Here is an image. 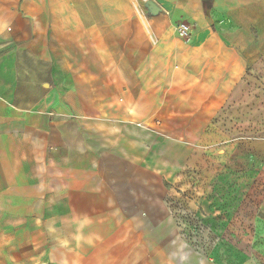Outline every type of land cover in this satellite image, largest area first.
<instances>
[{
  "label": "rangeland",
  "instance_id": "rangeland-1",
  "mask_svg": "<svg viewBox=\"0 0 264 264\" xmlns=\"http://www.w3.org/2000/svg\"><path fill=\"white\" fill-rule=\"evenodd\" d=\"M197 2L0 0V264H264V0Z\"/></svg>",
  "mask_w": 264,
  "mask_h": 264
},
{
  "label": "crops",
  "instance_id": "crops-1",
  "mask_svg": "<svg viewBox=\"0 0 264 264\" xmlns=\"http://www.w3.org/2000/svg\"><path fill=\"white\" fill-rule=\"evenodd\" d=\"M8 1V0H5ZM19 0H17L18 2ZM34 2H51L52 0H33ZM66 1H79V0H66ZM80 1H85V0H80ZM195 2H197V0H194ZM200 1V0H199ZM216 1V0H213ZM1 3H3L1 1ZM198 4V2H197ZM203 8V6H202ZM201 8V9H202ZM29 18H31L28 15H25V13L23 12H12V13H2V15L0 16V27H10V25H12L13 27H17L20 28V30H24V26L23 25H27L28 24V28L30 25L29 22ZM20 20H23L25 22H20ZM22 25V28H21ZM3 31V30H2ZM18 36V35H16ZM11 42H9L8 44L6 43V46L12 48L11 50H9V53L6 54H0V62H4L5 60H10L11 61V65H16V63L18 62V60H21L23 56H25L26 58H28L29 60H31V62L34 64H36V66L39 65L40 63V68L43 70V66H44V49H43V40H38L37 38L35 39V42L32 43H26L25 45L20 46L18 49L15 48L13 49V47H11ZM3 44V43H2ZM4 45V44H3ZM12 59V60H11ZM32 68V67H31ZM31 73V76H33L35 79H33L34 81L41 82L39 76V73H35L34 69L32 68V70L29 71ZM38 77V78H37ZM41 101V100H40ZM44 102V100H43ZM47 103V102H46ZM31 107V105H30ZM136 180L138 181L139 178L137 177ZM133 190V189H132ZM134 191V190H133ZM136 193L134 191L133 196H135ZM152 195V194H151ZM150 194H145L144 196L147 198L148 201H153L152 199L154 198L153 196H151Z\"/></svg>",
  "mask_w": 264,
  "mask_h": 264
},
{
  "label": "water",
  "instance_id": "water-1",
  "mask_svg": "<svg viewBox=\"0 0 264 264\" xmlns=\"http://www.w3.org/2000/svg\"><path fill=\"white\" fill-rule=\"evenodd\" d=\"M212 1L213 0H201V2H203V5L206 9L205 10L206 14L208 13L209 8L211 7V5L213 3ZM146 4H147L148 10L151 14L155 15V14L160 12V8L155 3L148 1Z\"/></svg>",
  "mask_w": 264,
  "mask_h": 264
},
{
  "label": "bare ground",
  "instance_id": "bare-ground-1",
  "mask_svg": "<svg viewBox=\"0 0 264 264\" xmlns=\"http://www.w3.org/2000/svg\"><path fill=\"white\" fill-rule=\"evenodd\" d=\"M8 140H10V145L11 146H13V140H11V138H7ZM15 150H16V148H15ZM17 151V150H16ZM16 155V154H15ZM12 168V167H11ZM29 171V170H28ZM30 171H31V169H30ZM30 173V172H29ZM28 174V173H27ZM31 178V177H30ZM32 181V180H31ZM5 207L8 209V211H9V213L10 214H13V213H16L17 211H21V209H15V208H13V207H11V206H7V205H5Z\"/></svg>",
  "mask_w": 264,
  "mask_h": 264
}]
</instances>
